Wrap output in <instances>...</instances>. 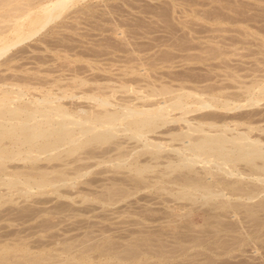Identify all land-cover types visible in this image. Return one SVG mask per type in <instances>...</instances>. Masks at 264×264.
<instances>
[{
    "label": "rangeland",
    "instance_id": "obj_1",
    "mask_svg": "<svg viewBox=\"0 0 264 264\" xmlns=\"http://www.w3.org/2000/svg\"><path fill=\"white\" fill-rule=\"evenodd\" d=\"M3 1L0 19L28 2L10 0L13 3L5 6ZM74 1L60 19L13 49L14 58L9 53L16 75L30 74L28 80L34 83L44 76L53 82L52 87L48 84L52 92L60 94L62 89L61 93L76 96L74 101L69 96L63 100L73 107L75 101L79 106L95 105L84 96L97 86L115 85L118 93L128 81L131 88L124 89L127 93L121 89L118 98L134 97L139 88L148 92L149 81L193 90L210 87L211 92L230 87L229 92H237L243 84L264 80V0ZM9 66L4 67L10 70ZM4 71L0 75L8 72ZM57 79L60 85L54 83ZM140 84L146 85L144 89ZM258 105V112L264 113V101ZM255 107L242 110L254 112ZM124 135L111 144L86 146L81 154L55 160L53 166L64 170L71 168L67 160L72 162L71 174L74 167L82 172L69 182L74 188L69 183L50 186L36 189L29 198L5 200L0 207V264H264V193L254 192L253 199L244 194L240 200L184 198L180 193L184 186L179 184L187 183V176L189 181V176L192 181L206 179L202 165L195 167L192 177L186 169L175 173H188L184 179L181 174V182L177 176L176 185L169 179L175 175L158 183L157 171L164 165L154 174L138 176L114 160L120 155L115 150L119 143L128 152L136 148V142ZM92 148L96 155L100 152L97 159ZM138 156L144 163L149 159L148 154Z\"/></svg>",
    "mask_w": 264,
    "mask_h": 264
},
{
    "label": "bare ground",
    "instance_id": "obj_2",
    "mask_svg": "<svg viewBox=\"0 0 264 264\" xmlns=\"http://www.w3.org/2000/svg\"><path fill=\"white\" fill-rule=\"evenodd\" d=\"M6 1L5 6H8L15 0ZM27 1L23 8L13 7L14 9L11 8L7 15L0 19V24H5L0 25V72L6 69L8 72L4 71V73L9 75L17 70L14 68V72L11 67V63L15 61H12V56L9 57L13 53L12 50L60 19L74 0ZM3 2L5 3V0ZM12 55L14 58V54ZM4 66L11 67L12 73L10 74L11 69L8 70L9 68ZM21 71L18 70L20 73ZM29 73L30 71L27 74ZM6 74L0 75V207L7 199H15L17 196L29 198L36 189L67 186L71 180L81 176L79 174L82 173L79 172L81 168L77 166V169L80 168L77 173L73 164L76 172L74 177V172H72L74 176L68 172L70 169L73 170L72 162L69 163L67 160L71 168H66L67 164L64 170L59 164L58 167L53 166L57 160L61 162L62 159L64 161V157L70 158L77 153L81 154L79 151L86 146L111 144L122 134H125L124 136L129 140H134L137 143H135L136 148L128 152V149L124 150L123 145L118 142L117 146L122 151L115 148L120 155L119 157L115 155L117 158L115 157L114 160L118 161L116 164L131 169L130 171L136 172L138 176L149 172L154 174L153 170L156 167L164 165L163 169L161 167L162 170L157 171L162 175L158 174L160 178L158 183L159 181L162 183V178L165 176L175 175L174 179L171 177L169 179L173 185H176L179 179L181 182V178L184 179L183 175L186 176L188 173L186 171L184 174L175 173L186 169L191 175L197 165H202L201 168L206 170L204 173L208 174H206L208 177L205 176L206 179L200 177L201 180L198 177L199 181H192L189 176V181L185 180L188 179L187 176L184 181L188 182L179 184L180 188L184 186L182 191L178 190L184 198L201 195L209 200H216L237 196L240 200L244 194L248 196L247 198L253 199L258 192L264 193V113L257 110L260 107L258 104H263L264 101V80L254 81L250 85H238L241 86L238 88L239 92L233 90L229 92L228 89L231 88L228 86H225V89L228 88L227 91L220 89L216 92H211L210 87H207V90L202 88V90H193L194 88L189 89L181 84L179 88L166 83L158 86L155 80V82L148 80L146 84L150 89L148 92L147 89L146 93L140 88L132 89L134 97L127 94L128 98L120 96L119 99L116 94L120 93L121 89L131 88L128 81L129 85L126 82L125 86H119L118 93H116L118 88H115V85L109 86L110 84L104 89L101 86L100 88L97 86V89L93 87L96 91L90 88L94 92L90 91L89 94H92L86 95L88 97H81L85 100L88 98V101L90 100L88 104L92 101L96 104L88 107L81 101L79 106L78 101H75L74 104L77 106L73 107L63 100L69 96L71 101H74L76 96L61 93L62 89L58 90L60 94L55 90L56 93L52 92L48 84L50 83L52 87L53 82L51 83L50 80L46 82L45 78L42 79L44 76H41V79L45 83L40 78L41 81L37 79L38 83H34L31 81L32 78L28 80L30 74V76L26 75L27 78L23 74L20 77L19 73L18 77L16 73L14 76ZM37 75L40 76L35 74ZM48 78L47 76L46 79ZM176 80L178 81V78H174L173 82ZM57 81L54 83L60 85ZM144 81L147 82V79L145 78ZM54 87L52 89H55ZM219 87L215 89L218 90ZM246 107H255L257 111L252 108L254 112H248L249 108V110L245 109L247 112L244 113L242 108ZM95 149L92 148L93 151ZM96 152L95 150L97 159L100 152L97 155ZM64 153L67 156L63 155ZM90 153L93 154L89 152V155ZM138 154L140 157L148 154L149 157H145L149 159L144 163L142 158L138 159ZM90 156L87 160L91 158ZM95 156L93 154L92 158ZM82 159L84 158L80 159L81 162ZM165 159L167 163L164 164L161 160L165 161ZM67 161L65 159V162ZM54 174L58 176L53 178ZM228 178L230 181L227 182ZM249 180L253 181L252 184ZM243 181L246 183L238 186ZM73 185L72 183L70 186ZM163 188L169 190L166 186ZM169 191L171 194H178ZM41 194L44 193L41 191ZM175 196L179 197V195ZM6 263L11 264V262Z\"/></svg>",
    "mask_w": 264,
    "mask_h": 264
}]
</instances>
